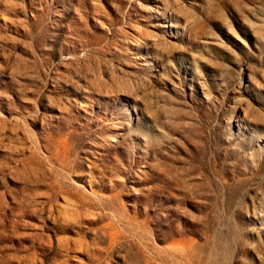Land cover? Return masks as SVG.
Segmentation results:
<instances>
[{
    "label": "rangeland",
    "instance_id": "374dc122",
    "mask_svg": "<svg viewBox=\"0 0 264 264\" xmlns=\"http://www.w3.org/2000/svg\"><path fill=\"white\" fill-rule=\"evenodd\" d=\"M0 264H264V0H0Z\"/></svg>",
    "mask_w": 264,
    "mask_h": 264
}]
</instances>
